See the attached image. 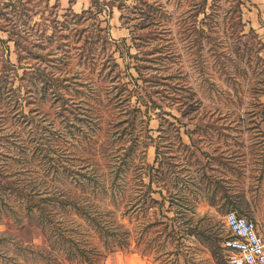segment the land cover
I'll use <instances>...</instances> for the list:
<instances>
[{
  "label": "rangeland",
  "instance_id": "1",
  "mask_svg": "<svg viewBox=\"0 0 264 264\" xmlns=\"http://www.w3.org/2000/svg\"><path fill=\"white\" fill-rule=\"evenodd\" d=\"M73 1L0 0V264H227V212L264 234V14Z\"/></svg>",
  "mask_w": 264,
  "mask_h": 264
},
{
  "label": "built area",
  "instance_id": "2",
  "mask_svg": "<svg viewBox=\"0 0 264 264\" xmlns=\"http://www.w3.org/2000/svg\"><path fill=\"white\" fill-rule=\"evenodd\" d=\"M229 236L223 240L227 264H264V234L256 224L236 212L224 215Z\"/></svg>",
  "mask_w": 264,
  "mask_h": 264
},
{
  "label": "crops",
  "instance_id": "3",
  "mask_svg": "<svg viewBox=\"0 0 264 264\" xmlns=\"http://www.w3.org/2000/svg\"><path fill=\"white\" fill-rule=\"evenodd\" d=\"M60 1H64L67 3L68 0H60ZM75 2H78V0H74ZM74 1L72 2L73 4ZM246 3L248 4L249 6V13H254V17L251 18V21L254 22V21H258V17L257 15L260 14V16L262 14H264V0H246ZM133 256L131 255H127L126 257H121L120 258V261L118 263H114V262H111V258L109 257L104 264H131V261L133 260L132 259Z\"/></svg>",
  "mask_w": 264,
  "mask_h": 264
},
{
  "label": "trees",
  "instance_id": "4",
  "mask_svg": "<svg viewBox=\"0 0 264 264\" xmlns=\"http://www.w3.org/2000/svg\"><path fill=\"white\" fill-rule=\"evenodd\" d=\"M94 172H92V174H91V176H94V178L96 177L94 174H93ZM90 176V175H89Z\"/></svg>",
  "mask_w": 264,
  "mask_h": 264
}]
</instances>
